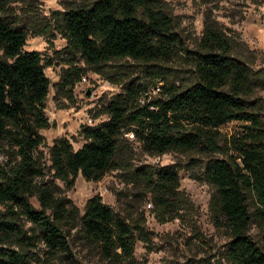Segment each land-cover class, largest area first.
<instances>
[{"label": "trees", "instance_id": "1", "mask_svg": "<svg viewBox=\"0 0 264 264\" xmlns=\"http://www.w3.org/2000/svg\"><path fill=\"white\" fill-rule=\"evenodd\" d=\"M54 14L66 40L57 57L69 65L61 75L63 88L71 92L80 80L77 59L97 71L127 59L141 66L144 76L128 79L101 106L106 120L82 126L81 147L74 150L68 139H55L45 167L33 153L42 143L39 130L49 126L44 68L50 59L24 50L26 29L13 14L0 15V205L7 207L0 213V264H34L12 241L45 255L69 256L64 230L70 226H78L107 258L122 255L130 263L136 237L147 239L143 227L129 223L97 194L80 215L54 184L58 180L70 188L78 175L96 182L118 168V138L124 133L148 155H222L207 160L204 178L213 188L211 221L227 240L220 258L204 255L189 264H264V100L258 94L264 91V70L235 55L227 36L211 25L204 27L197 47L188 49L159 0H94ZM178 59L189 67L192 81H168L172 69L167 65ZM229 122L240 124L223 134L220 128ZM178 171L174 165L136 170L161 222L188 211ZM15 215L34 231L27 234Z\"/></svg>", "mask_w": 264, "mask_h": 264}, {"label": "rangeland", "instance_id": "2", "mask_svg": "<svg viewBox=\"0 0 264 264\" xmlns=\"http://www.w3.org/2000/svg\"><path fill=\"white\" fill-rule=\"evenodd\" d=\"M94 0H0V15L13 14L17 23L28 35L24 50H36L42 57L49 58L44 68L49 80L45 100V114L49 126L39 130L42 143L34 151L41 163L47 167L49 148L55 139L64 137L74 150L85 142L80 134L82 126L98 124L106 120L101 106L121 91L123 83L133 77L144 76L142 67L127 59L113 60L98 71L77 59L75 65L82 69L80 80L71 92L60 85L63 71L69 65L57 57L66 40L55 25V12L86 5ZM162 9L172 18L175 31L184 40L188 49H195L204 27L211 25L221 30L231 43L232 52L243 58L254 69L264 70V0H159ZM1 53V51H0ZM172 71L169 82L181 84L192 81L189 67L183 59L169 63ZM84 78V81L82 80ZM258 94L264 100V91ZM155 96L154 94H151ZM240 123L229 122L220 130L229 134ZM221 154L202 155L195 151H169L161 155L146 154L138 141L130 135L118 138L116 161L118 168L106 172L96 182L86 181L78 175L74 184L66 188L55 180L57 193L69 199L79 214L87 199L97 194L103 203L123 216L129 223L142 226L147 239L136 237L133 259L127 261L118 256L110 259L79 231L78 226L68 227L65 232L70 255L56 253L54 256L12 241V247L24 251L34 264H189L190 260L204 255L220 258L227 240L223 230L216 228L210 218L209 203L212 186L204 178V166L208 159L221 158ZM174 165L179 168V190L187 200L188 211L182 217L161 222L150 202V195L135 175L140 167ZM39 208L35 197L29 199ZM7 207L0 205V213ZM8 216L1 217L6 220ZM20 227L30 234L33 225L23 216L15 215ZM251 234L260 239L259 232L252 228ZM136 236V233H134ZM8 246V244H5ZM117 254L120 251L117 250Z\"/></svg>", "mask_w": 264, "mask_h": 264}, {"label": "built area", "instance_id": "3", "mask_svg": "<svg viewBox=\"0 0 264 264\" xmlns=\"http://www.w3.org/2000/svg\"><path fill=\"white\" fill-rule=\"evenodd\" d=\"M84 81V78L82 79ZM131 136V135H130Z\"/></svg>", "mask_w": 264, "mask_h": 264}]
</instances>
